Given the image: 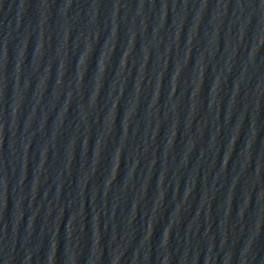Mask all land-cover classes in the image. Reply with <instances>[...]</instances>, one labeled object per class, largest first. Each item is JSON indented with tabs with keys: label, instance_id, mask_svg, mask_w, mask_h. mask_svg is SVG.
I'll list each match as a JSON object with an SVG mask.
<instances>
[{
	"label": "water",
	"instance_id": "95a60500",
	"mask_svg": "<svg viewBox=\"0 0 264 264\" xmlns=\"http://www.w3.org/2000/svg\"><path fill=\"white\" fill-rule=\"evenodd\" d=\"M0 264H264V0H0Z\"/></svg>",
	"mask_w": 264,
	"mask_h": 264
}]
</instances>
